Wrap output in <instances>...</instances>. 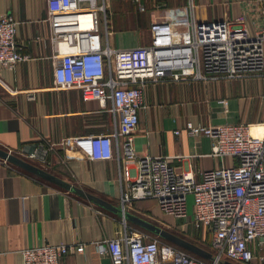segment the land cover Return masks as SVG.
<instances>
[{
	"label": "crops",
	"instance_id": "obj_1",
	"mask_svg": "<svg viewBox=\"0 0 264 264\" xmlns=\"http://www.w3.org/2000/svg\"><path fill=\"white\" fill-rule=\"evenodd\" d=\"M143 1L148 20L141 18L138 10L129 14L125 29L131 33L132 42L128 45L114 42V46L164 41L169 34H174L176 40L183 38L182 32L187 30V25L182 18L187 16L185 6L190 0ZM193 2L198 21L227 19L236 25L241 17L251 32L264 25V7L257 0ZM111 5L112 0L110 8ZM0 12L17 20L16 45L28 56L18 61L14 69L0 70V148L29 162L45 165L50 172L122 208V190L126 182L120 178L117 159H89L74 144L77 136L112 131L113 123L111 114L103 110L100 101L85 100L79 89L55 86L52 56L55 50L50 40L46 0H0ZM257 91L264 93V74L240 79L189 77L177 81L170 78L161 82L148 81L144 87L146 106L140 110V122L133 133L137 156L172 155L170 164L176 171L190 170L198 178L201 171L227 163L211 154V137L190 135L185 124L188 120L201 124L246 122L253 125V133H261L264 116L242 118L246 97ZM225 99L224 105L220 100ZM36 143L49 150L45 164L25 156L26 150ZM179 154L187 158L175 157ZM136 162L131 160L129 166L136 167ZM154 204L158 206L154 198L137 199L126 207L127 211L147 220L166 224H159L164 228L176 224L174 219L163 220L154 213ZM192 214L186 219H177L181 221L180 227L198 231L201 244L195 243L214 254L212 234L191 226ZM126 226L157 236L127 218L124 222L122 211L100 207L0 158V264H22L20 251L24 247L72 241L84 243L85 248L64 256L62 264H112L111 256L98 252L96 243L122 234ZM251 246L254 252L251 260L234 262L264 264V247L257 241ZM162 264L173 263L166 260Z\"/></svg>",
	"mask_w": 264,
	"mask_h": 264
},
{
	"label": "built area",
	"instance_id": "obj_2",
	"mask_svg": "<svg viewBox=\"0 0 264 264\" xmlns=\"http://www.w3.org/2000/svg\"><path fill=\"white\" fill-rule=\"evenodd\" d=\"M139 11L143 0H131ZM264 7V0H257ZM50 40L54 53V82L59 89L76 88L85 100L100 101L111 114L113 130L73 139L89 159H117L125 222L127 204L154 198L160 209L177 219L188 218V196L193 197V226L208 230L214 254L205 259L169 241L125 227L122 234L96 243L107 252L112 264H220L222 260L246 262L257 241L264 247V129L253 134L250 123L201 124L186 122L190 135L213 140L211 154L225 161L219 167L201 171H176L166 153L138 157L133 133L145 108L144 87L148 81L166 78L177 81L194 77L240 79L264 74V25L251 32L238 17L198 21L194 2L185 6L182 18L187 30L183 38L116 47L111 45L109 9L111 0H46ZM157 25V24H154ZM17 20L0 12V70L14 69L27 55L19 51L15 31ZM224 105L227 99L220 100ZM179 132V129L176 133ZM115 142V144H114ZM26 150L27 159L45 164L47 147L36 143ZM175 157L187 158L185 155ZM137 160L136 167L129 166ZM84 243H45L24 247L22 264H62L64 256L82 252Z\"/></svg>",
	"mask_w": 264,
	"mask_h": 264
},
{
	"label": "water",
	"instance_id": "obj_3",
	"mask_svg": "<svg viewBox=\"0 0 264 264\" xmlns=\"http://www.w3.org/2000/svg\"><path fill=\"white\" fill-rule=\"evenodd\" d=\"M0 158L5 159L11 163H14L17 166H20L27 171L31 172L32 174H36L46 180H49L51 182H54L58 184L59 186L63 187L66 190H69L73 193H76L77 195L81 197H85L89 199L91 202L97 204L98 206H102L104 208H107L111 211L117 212L122 211V208L116 207L109 201L105 200L103 197H99L97 195H94L85 189L79 187L78 185L72 183L71 181H67L64 178L56 175L53 172H50L49 170L37 165L36 163L29 162L28 160L17 156L3 148H0ZM126 218L130 220L131 222L137 223L144 229L153 232L160 238H163L164 240H168L173 242L174 244L180 246L181 248H185L191 253H194L196 255H200L206 259H212L213 253L206 250L204 247H202L199 244H196L195 242L187 239L186 237H181L178 234L174 233L173 231L169 230L168 228H164L161 225L152 222L151 220H147L136 213H131L130 211H126L125 213ZM221 264H237L232 260H222Z\"/></svg>",
	"mask_w": 264,
	"mask_h": 264
},
{
	"label": "rangeland",
	"instance_id": "obj_4",
	"mask_svg": "<svg viewBox=\"0 0 264 264\" xmlns=\"http://www.w3.org/2000/svg\"><path fill=\"white\" fill-rule=\"evenodd\" d=\"M135 10H138V7L133 2H131V0H112V5L108 14L111 20L110 30L111 32H113L111 34V45H114V42H116V44L119 45L120 44L128 45L129 43L132 42V39L129 37V34L131 33L129 31H126L127 29H125V26H127L125 21L127 20L129 14H132L133 12L136 13ZM140 12L139 15H141V18L145 17L148 20L149 15L147 11L146 12L142 11L141 13ZM261 116H264V93L263 91L260 92L257 91L256 93L250 94L249 96L246 97L245 103L243 105L242 118L247 119L248 117L249 118L252 117L253 119H255ZM230 160H231L230 156L225 158V161L230 162ZM41 167L47 169L45 165ZM192 204H193V197L192 195H189L187 200L188 214H192L193 212ZM154 206H155L154 213L158 214L163 220L171 221L174 219L176 221V224L172 223V225L169 227L170 230L177 232L180 235H184L188 239L201 244V236L199 235L198 231H195V229H193L192 227L183 230L182 227H180L181 221L177 220V218L173 217L168 213L162 212L159 209V207L156 206L155 204ZM159 224L162 223L159 222ZM162 225L165 226L166 224H162ZM160 240L164 241L161 238Z\"/></svg>",
	"mask_w": 264,
	"mask_h": 264
},
{
	"label": "bare ground",
	"instance_id": "obj_5",
	"mask_svg": "<svg viewBox=\"0 0 264 264\" xmlns=\"http://www.w3.org/2000/svg\"><path fill=\"white\" fill-rule=\"evenodd\" d=\"M251 127H252V129H251V130H252V133H253V125H251ZM262 131H263V130H262ZM253 134H255V133H253Z\"/></svg>",
	"mask_w": 264,
	"mask_h": 264
}]
</instances>
